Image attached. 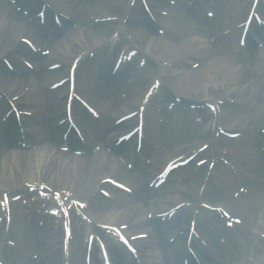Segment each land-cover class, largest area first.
<instances>
[{
  "label": "bare ground",
  "instance_id": "1",
  "mask_svg": "<svg viewBox=\"0 0 264 264\" xmlns=\"http://www.w3.org/2000/svg\"><path fill=\"white\" fill-rule=\"evenodd\" d=\"M48 2L56 3V6L62 8L64 11H73L77 17L76 21L84 19L82 25L76 27V29L72 28L67 33V39H59L55 44V50L53 57H57L58 61L61 60L62 55L69 54V67L67 74H65L66 78H70V69L72 67L73 61L82 55V52L87 50L85 45L89 48L97 47L99 43L108 41L109 43L112 41L107 38L108 36H112L113 32L121 30L129 34H133V42L136 45L142 56L145 55V59L155 57V61L160 63L159 68L155 72H149V81H154L155 74L158 75L160 73L163 82L167 86H171L172 91L181 94L187 100L205 101L216 103V108L221 109L223 105L219 100H223L224 109L219 113H214V121L216 123L226 122L228 123V127L238 128L240 125L248 122V126H255L256 119L253 117V114L257 112L258 105L260 104L259 99H255V103L251 110H246V106L248 104L249 97H247L246 86L247 82L253 84L254 80V72L251 73L252 68H256L257 65H262L264 67V63L259 61L260 59L249 57L250 63L252 64L250 70L245 73L237 71L236 65H239V61L236 58H232L228 53L224 54L222 50L218 48H213L209 44H205L201 46L199 40L196 39L195 31L193 30L194 21H192L188 10L185 8H174L171 10V15L169 17L162 16L159 11H162L161 7L154 3V1H150L146 3L150 5L151 9L159 12L158 19L162 22V25L165 29V34L163 36H159L156 29L152 26V24L146 22L144 17L137 14L139 11L138 6L130 7L131 0H90L89 4H85V7H81L78 9H73L71 6L75 3L73 0H47ZM85 1V0H84ZM19 3L29 5L30 9L32 8L31 3L28 0H19ZM249 5L252 6L253 0L250 1ZM96 4L94 9H91L93 6L91 4ZM43 4V3H42ZM35 5V4H34ZM39 5V4H38ZM98 5V6H97ZM86 6H90L85 10ZM240 6V12L225 15L224 7L222 8L221 3H217L215 8L218 11V16L222 17L223 24L227 21H234L243 16V8ZM131 8V9H130ZM249 13H246L245 18ZM92 15H96L99 17H104L105 21L98 22L96 24L91 23L92 21L89 19ZM108 18H110L108 20ZM247 19V18H246ZM125 23V24H124ZM211 26L208 25V28ZM111 31H110V30ZM39 29L32 27L29 23L24 22V19L18 16V14H13L8 10V7L4 9H0V49L4 47V51L0 50L1 54H7L8 60H11L13 55H18L20 53H24L26 49H23V46L20 44L16 45L18 42V38L21 37V34H17L14 37H9L15 33H24L25 35H30L35 42H45L46 38L44 36H40L37 34ZM111 32L110 34L108 32ZM109 35H108V34ZM124 33V34H125ZM256 32H254L253 36ZM166 40H165V39ZM253 39V38H252ZM107 42V43H108ZM72 43V44H70ZM106 43V45H107ZM67 47V45H69ZM105 44V43H104ZM133 46V45H132ZM20 47V48H19ZM80 48L82 50H80ZM91 50V49H90ZM94 50V49H93ZM92 50V51H93ZM259 54L264 55V47L258 51ZM146 53V54H145ZM148 53V54H147ZM72 54H74L72 56ZM151 56H150V55ZM252 54V53H251ZM52 57V56H51ZM55 57V58H56ZM255 60V62H254ZM58 61H51L50 64L56 63ZM66 61V60H65ZM189 63V64H187ZM173 64V66H172ZM178 64V65H177ZM256 64V65H255ZM71 65V66H70ZM189 65L190 67H188ZM192 65H196L193 67ZM157 66V64L155 65ZM177 66V67H176ZM188 67V68H187ZM169 68V69H167ZM182 68V69H181ZM187 68V69H184ZM21 70V74L29 72V69H25L23 66ZM19 69V70H20ZM167 69V70H166ZM171 71L168 73L166 71ZM149 71V70H148ZM166 72V73H165ZM13 74H7L5 72H0V86L5 90L6 94L11 97H20V100L17 101L18 104H22V100L28 102V107L30 111L35 113L36 119L29 121L30 129H32V133L35 137H39L40 139L36 140L41 142L43 139L50 138L55 142H58L59 137L57 135L64 129V127H59L56 124L61 121L63 118L61 109L58 108L60 102L57 104L51 99V95L59 92L61 89L56 91H48L46 85L49 84L50 77L54 76L55 78H59V75L55 72H43L39 73L35 79L31 82L25 83L22 79V76ZM235 73V74H234ZM63 76V75H61ZM60 76V77H61ZM64 77V78H65ZM37 80L39 82L37 83ZM52 80V79H51ZM111 80V78H110ZM103 81V83L107 84L105 91L96 92L95 90L90 89L89 93H85L88 96L89 100L91 99L94 103L98 104V106H102V110H104L105 114L110 117L111 115L122 116L125 114H129L131 108L130 103L135 101L138 103V92H132L125 101L120 102L121 105L118 111L114 110V107L107 102V100L100 99L102 94L106 92L108 93L112 87H118L120 83L115 81ZM148 81V82H149ZM107 82V83H106ZM68 83V82H67ZM115 83V84H114ZM149 85V83H148ZM147 85V86H148ZM151 85V83H150ZM150 85L147 87L145 92L140 93L144 97L148 96V89ZM106 86V85H105ZM62 87H65L62 86ZM68 89V88H66ZM104 96H108L103 94ZM141 102V100L139 101ZM140 105H143L141 102ZM139 105V106H140ZM130 109V110H129ZM211 115V113H209ZM257 114V113H256ZM240 116L246 117L241 120V124L239 126L234 125L240 119ZM249 116V119H248ZM198 117H204L203 114H199ZM210 118V117H209ZM74 119V118H73ZM211 119V118H210ZM248 119V120H247ZM131 122H134L135 119L131 118ZM75 121V120H74ZM213 123V121H212ZM171 129L179 130V126L177 123H171ZM24 126V125H23ZM26 126H24L25 128ZM5 127H0V132L2 135ZM110 128L107 126L106 131ZM6 133L8 129H5ZM150 130V125L147 121H145L144 132L148 135ZM173 132V133H174ZM120 131L116 129L105 133H99L100 138L99 141L106 143L105 141L115 140L116 137L120 136ZM172 135L173 133L170 132ZM99 134H96L94 140L99 137ZM122 133L121 135H123ZM18 135V133H17ZM89 135V134H88ZM135 136L131 137V140ZM3 138V139H2ZM89 138H92L89 135ZM151 141V138H148ZM101 142V143H102ZM152 142H149L148 145L151 146ZM102 143V148L94 152L93 154H80L76 155L74 152H69L68 150L57 151V155H54V147L51 144L43 143V145L39 146L35 151H27V150H18L13 148V150H8L7 146L10 144V139L7 138L6 134L1 137L0 140V194L3 193V198L8 194L10 198L15 196L16 194H12V191H15L16 188L19 189L17 193L26 194L27 191H22L25 187L29 188L30 186H38L40 184H44V186L52 187V191H49L51 195L58 196L61 199V204L63 208H68L64 203L65 197L68 198L67 204L70 200H75L76 197L82 199V201H89L93 203L92 213L96 217L94 220L98 222H102L105 224H114L116 225L120 222V225H124L126 229L122 230L124 234L132 236V240L136 243H139V246L142 250L148 251V254H156V256H160V250H156L155 247L158 245H163L166 239H163V235H158L155 230L152 228V222L155 218V215L158 213H162L164 211L162 203L164 200L153 199L147 200L141 199L146 196V191L142 190L143 193L139 194V184L137 185V181L132 179V177L127 174L125 180L131 182L133 191L137 193L136 199H131L126 195V198L116 197L113 202L105 198L101 190L108 189L111 190L112 183L110 180H114V177L118 175H125L124 171H119L120 165L118 162V158H115L114 155H110L106 151L105 144ZM99 144V143H97ZM147 144V143H146ZM201 144V142L199 143ZM198 144V145H199ZM231 143L223 142L224 147H228L231 150L230 156L236 151L230 145ZM100 145V144H99ZM252 145V146H251ZM250 146H244V149L241 151L247 152L248 154V169L251 168V163L256 162L257 156V146L251 144ZM109 147L110 143L108 144ZM195 146V145H194ZM193 146V147H194ZM255 146V147H254ZM192 148V147H191ZM255 148V149H254ZM120 152H123L127 157L129 156L128 163H131L135 159V155L137 152H133L135 150V144L128 143L127 145H122L119 148ZM162 151V150H161ZM249 151V152H248ZM149 160V159H147ZM166 162L162 163V166L159 167V171L165 167ZM146 169V168H145ZM150 171L146 172L143 176V180L147 181L151 179V174L155 172V167ZM119 177V176H118ZM121 178V177H120ZM192 182L195 180V173L192 174ZM142 180V182H143ZM214 183V179L208 182L209 186ZM262 183V184H261ZM258 182L255 185L254 189H246V192L239 193L236 197L233 196L230 199V210L232 211V216H243L244 223L242 228V234H247V237L253 239L252 231L254 229H264V181ZM47 184V185H45ZM47 186V190H49ZM208 186V187H209ZM136 187V188H135ZM247 187V186H246ZM210 188H214L210 186ZM115 189V187H114ZM141 190V187H140ZM113 194L117 191H111ZM123 194V193H122ZM126 194V193H125ZM61 195V196H60ZM170 196L171 194H167ZM162 201V203H161ZM114 207V208H108ZM161 208V209H160ZM243 214L241 213V211ZM1 210V209H0ZM2 211V210H1ZM3 213V212H2ZM16 214L17 219L10 223H2V227L0 228V249L1 244H5L8 240H14L18 242L20 239L18 232L20 227L17 224H21L24 222L25 215L18 213V211H14V215ZM13 214L11 213L10 216ZM6 216V215H5ZM38 217H33L31 222H27L31 228H38L43 233L46 230V226L51 229V232L47 233L48 235L60 238L59 244H62L63 236L61 233L55 231L54 225L51 222L45 223L44 226H40V224H36V219ZM61 224V223H60ZM63 226V224H61ZM94 227L93 225L86 224L85 227ZM28 228H25L24 239L21 244L25 243L26 236L28 235ZM99 230L98 228H96ZM153 230L152 234L151 231ZM149 233V237L146 239L141 238L138 239L139 234ZM113 237L107 235L106 239V248L108 245V249L110 246L111 251L117 252L120 249V241L119 235L117 233H112ZM189 235H187V238ZM240 238L236 237L235 241H238ZM178 243V242H177ZM246 243L251 246L250 254L253 255V262H249L246 259L242 264H264V242L258 237H254L255 246L252 244V240H247ZM71 264H80L83 263V259L85 258L84 254L85 249L83 250L84 243L81 241H77L75 245L71 241ZM7 254L6 264H15V260L21 258L22 264H32L30 260H28V256H26V251L17 252L16 249L12 246H7ZM183 247L180 243L175 244V250ZM77 248V250H76ZM233 248V246H232ZM172 250V249H171ZM228 252L233 249L227 248ZM59 253V252H58ZM57 253V254H58ZM165 254L170 253L164 251ZM91 262L93 264H101L99 259H97V252H93L91 256ZM219 258L220 264H227L224 256L217 255ZM94 259V260H93ZM111 259L115 261L112 256ZM145 262L148 264H163L160 260H155L149 256L147 258H143ZM19 262V260L17 261ZM58 258L57 255H53L51 259L47 261H43L39 264H57ZM100 262V263H99ZM67 264V263H65ZM84 264V263H83ZM113 264H120L118 261H115ZM127 264H130L128 262ZM134 264V262H132Z\"/></svg>",
  "mask_w": 264,
  "mask_h": 264
},
{
  "label": "rangeland",
  "instance_id": "2",
  "mask_svg": "<svg viewBox=\"0 0 264 264\" xmlns=\"http://www.w3.org/2000/svg\"><path fill=\"white\" fill-rule=\"evenodd\" d=\"M75 2V1H74ZM75 4V3H74ZM183 6V5H182ZM137 14H139L140 16H142L143 17V13L141 12V11H138L137 12ZM197 27V26H196ZM196 27H195V25H194V27H193V30L195 31V36H196V39L197 40H199V42H200V44H201V46H204L206 43H207V38H209V36L211 35V33H209V32H205V33H202V32H197V29H196ZM110 30V29H109ZM111 31V30H110ZM108 32L109 34L111 33V32ZM57 33H58V30L56 31V33H55V35H57ZM107 33V34H108ZM17 34H23V35H25L24 33H21V32H17V33H15V34H12L10 37H9V39L11 40V37H14L15 35L17 36ZM108 34V35H109ZM159 36H160V34L159 33H157ZM131 36H133V34L131 33ZM61 37L60 36H57V38H54V37H51L50 39H53V40H51L50 42H52V43H57V41L60 39ZM50 39H48V40H50ZM165 39V38H164ZM23 40V39H22ZM21 40V42H22V44L20 45V46H23V49L25 50L27 47H25L24 46V42ZM47 40V41H48ZM166 40V39H165ZM24 43V44H23ZM37 43V45H38V43L39 42H36ZM40 44V46H45V44H46V42H43V43H39ZM70 44H72V43H70ZM70 44L69 45H67V47H69L70 46ZM26 45V44H25ZM85 45V48L86 49H89V47H87L86 46V44H84ZM221 46L220 44H219V42H218V44H216V45H212V47L213 48H215L216 46ZM4 47H5V45H4ZM4 47L3 48H1L0 50L1 51H4V50H2V49H4ZM20 48V47H19ZM217 48V47H216ZM26 50H29V49H26ZM80 50H82L81 48H80ZM91 52H93V51H91ZM2 53V52H1ZM0 53V54H1ZM93 56H94V53L92 54ZM1 56H4V54L2 55L1 54ZM21 56V54H18V57L17 56H13V58L12 59H14V62H15V64H16V69H14V71H12V70H6V68L3 66H0V72H5L6 71V73L9 75V74H13V75H18L20 72H21V70L22 69H20V68H22V66H24L23 65V63H22V60L19 58ZM26 56V55H25ZM69 55H62V57H64V59H69V57H68ZM90 57H92L91 55H89ZM56 57V56H55ZM152 58H153V56H151ZM28 58V57H27ZM57 58V57H56ZM4 59V58H3ZM107 59V58H106ZM154 59H155V57H154ZM99 60V56L97 55L96 56V61H98ZM3 61V60H2ZM12 63V62H11ZM92 62L90 61V62H85V64H83V67H82V69L80 68L79 70H78V75H77V77H79V85H85V89H84V91L85 92H89V90L90 89H92V90H95L96 92H99V91H102L103 89H105V86L104 85H98V84H96V81H95V79H96V77H98V75H96V74H98V73H96L97 72V69L98 68H101L102 66H103V64L102 63H96V65L95 66H93L92 64H91ZM14 64V65H15ZM90 64V68H91V70L90 71H88L90 68H89V65ZM158 65H160V63H158ZM178 65V64H177ZM241 65H239V68H241L240 67ZM94 67V70L92 69ZM177 67V66H176ZM237 69V71L239 70V68H238V65H236L235 66ZM87 68V69H86ZM157 68H158V66H155V64H151L150 65V71H154V70H157ZM20 69V70H19ZM26 69V68H25ZM168 69V68H167ZM166 69V70H167ZM182 69V68H181ZM184 69H186V68H184ZM88 71V72H82V71ZM165 70V71H166ZM33 72V71H32ZM32 72L31 71H27V73H25V75L24 74H21L20 73V76H22V79H23V81L25 82V83H27L28 81H30V79L31 78H33L35 75L34 74H32ZM80 72V73H79ZM82 72V73H81ZM166 72H168V73H171V71L169 70V71H166ZM165 72V73H166ZM235 74V73H234ZM128 76V75H127ZM84 77L87 79V80H85L84 81ZM106 77H108V75L106 76ZM146 78H144L142 81H143V83H144V80H145ZM33 80V79H32ZM99 80V79H98ZM122 80H124V79H122ZM31 82V81H30ZM142 83V84H143ZM141 84V85H142ZM78 85V86H79ZM122 85H124V84H122ZM122 87V86H121ZM140 89V88H139ZM139 89L137 90V91H139ZM136 91V92H137ZM257 96H258V99H260L261 101H262V96H261V93L260 92H258L257 93ZM114 106V105H113ZM119 106V105H118ZM116 109H118V107H116V106H114ZM114 108V109H115ZM259 109L260 108H258V115H259ZM257 115V116H258ZM244 118H246V117H243V116H240V120L238 121V122H236L235 123V125H238L240 122H241V120H243ZM171 121H175V120H170L168 123H170ZM163 124H165V123H163ZM201 128V127H200ZM200 128H198V129H200ZM166 130H168V127H166ZM187 131H189V133H186L184 130L182 131V130H180V131H178V130H175V132H174V129H169L168 131H165L164 132V134H163V140H164V143H163V147H166V148H170L169 147V144H170V142H171V138L175 141L174 143H172V144H175V143H178L177 145L178 146H180L182 143H183V140H188V141H190V140H193L194 138H195V136L197 135V134H199L200 133V131L198 132V130L196 129V128H193V127H190L189 128V130H187ZM202 131V130H201ZM170 132H174L173 133V135L170 133ZM203 132V131H202ZM168 133H170V135H168ZM190 133H192V134H190ZM204 133V132H203ZM36 139H39L38 137H36ZM33 141H35L34 139H33ZM171 145V144H170ZM120 165V164H119ZM119 171H122V167H121V165H120V168H119ZM255 171L256 172H258L259 171V169L258 168H255ZM131 199H136L135 197L133 198V197H130ZM118 223H120V222H118ZM43 232L41 231V233H39V234H42ZM245 239L242 241V244H239V246H241V247H238L236 244H235V247H234V249L231 251V255L233 256V257H235V255H236V253H240L241 252V249L243 248L244 250H245V247H246V245H245Z\"/></svg>",
  "mask_w": 264,
  "mask_h": 264
}]
</instances>
